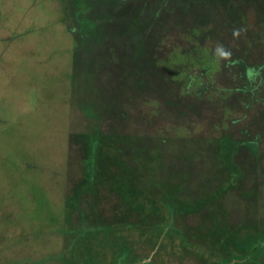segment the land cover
Segmentation results:
<instances>
[{"label": "rangeland", "instance_id": "rangeland-1", "mask_svg": "<svg viewBox=\"0 0 264 264\" xmlns=\"http://www.w3.org/2000/svg\"><path fill=\"white\" fill-rule=\"evenodd\" d=\"M94 261L264 264V0H0V264Z\"/></svg>", "mask_w": 264, "mask_h": 264}, {"label": "trees", "instance_id": "trees-1", "mask_svg": "<svg viewBox=\"0 0 264 264\" xmlns=\"http://www.w3.org/2000/svg\"><path fill=\"white\" fill-rule=\"evenodd\" d=\"M148 9H150V6H145V13L148 11ZM141 13V12H140ZM144 13V14H145ZM192 27H194V26H192ZM193 31H195V30H193ZM193 49H191V51L188 53V55H187V58L190 60V61H192L193 59H194V55H193V52L194 51H197L196 50V46H193L192 47ZM199 50H200V48H199ZM202 51V50H201ZM203 51H206V50H203ZM202 51V52H203ZM206 54V56H205V60H209V59H207L208 58V55L210 56V54H207V51L206 52H204V55ZM173 55H175V54H173ZM198 55V54H197ZM184 56H186L185 54H184ZM175 57H179L178 59H180V55H176ZM173 59H175V58H173ZM201 59V58H200ZM176 60V59H175ZM195 60V59H194ZM193 60V61H194ZM201 61H203V60H201ZM194 63H196L195 61L193 62V64ZM199 63H200V61L197 63V65H198V67L199 66H201V67H206L208 70H211L212 68H214V66H210L211 65V63L210 64H204V63H202V64H200L199 65ZM217 64V63H216ZM212 65H215L214 63H212ZM208 66V67H207ZM207 69H204V71H206ZM92 138V137H91ZM88 141H90L89 140V138L87 139ZM92 143H93V138H92V141H91ZM94 151V150H93ZM89 152L91 153V150H89ZM94 153V152H93ZM88 161H89V158L87 159ZM102 173L103 174H105V172H104V170L102 169ZM103 177H104V175H103ZM117 185V184H116ZM152 201V200H151ZM152 209V212H153V214L152 215H155V214H158V213H156V211H155V209L153 208V205H150V207H149V209ZM162 219H164L163 217H162ZM120 224H124V222H122V223H120ZM89 263V262H88ZM88 263H86V264H88ZM90 264H99V263H96L95 261H94V263L92 262V263H90ZM104 264H106V263H104Z\"/></svg>", "mask_w": 264, "mask_h": 264}, {"label": "flooded vegetation", "instance_id": "flooded-vegetation-1", "mask_svg": "<svg viewBox=\"0 0 264 264\" xmlns=\"http://www.w3.org/2000/svg\"><path fill=\"white\" fill-rule=\"evenodd\" d=\"M117 165V164H116ZM142 261H145V259H143Z\"/></svg>", "mask_w": 264, "mask_h": 264}]
</instances>
